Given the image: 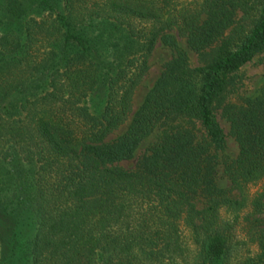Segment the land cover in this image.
<instances>
[{"label": "trees", "instance_id": "obj_1", "mask_svg": "<svg viewBox=\"0 0 264 264\" xmlns=\"http://www.w3.org/2000/svg\"><path fill=\"white\" fill-rule=\"evenodd\" d=\"M158 41L176 56L106 142ZM263 53L264 0H0V264H264V188L249 194L264 182V85L223 106ZM222 106L228 189L213 178ZM157 129L134 169L118 166ZM240 219L256 252L232 262Z\"/></svg>", "mask_w": 264, "mask_h": 264}, {"label": "rangeland", "instance_id": "obj_2", "mask_svg": "<svg viewBox=\"0 0 264 264\" xmlns=\"http://www.w3.org/2000/svg\"><path fill=\"white\" fill-rule=\"evenodd\" d=\"M178 49L185 53L190 68L202 66V61L199 59L198 55L191 51L185 39H177ZM176 56L175 50L164 46L160 41L154 46L149 58H148V71L136 87L132 102H131V113L126 119L125 123L120 126L115 132L108 136L106 142H111L116 138L122 136L130 126L135 114L138 112L140 107L143 105L147 94L153 89L156 82L161 77L164 67ZM264 85V53L256 56L252 61L244 65L238 72L234 74V89L226 95L225 103L232 105H241L242 100L246 98L255 97L261 87ZM223 106L214 110V115L219 125L224 131L226 136L225 146L222 150L218 151V156L220 157V163L215 167L213 178L215 183L220 189H228L229 182L223 172V159L234 160L238 155V147L234 139L229 135L230 125L225 117V111ZM161 133L160 129L154 130L151 135L143 140V142L137 147L133 154V158L129 161L120 162L118 166L125 170L134 169L136 162L144 154L148 153V150L153 146ZM264 188V182H261L255 186L249 188V194L253 195L257 191ZM205 201L202 197L197 199V207L202 208ZM224 219L232 218L230 215H224ZM242 219L238 220L237 225L233 230V236L235 241L241 243L236 249L237 251L231 255L232 262L237 260H242L248 256H252L256 249L250 246L245 238L243 232ZM182 240L185 248L188 249V256H192L193 246L190 240V235L187 229L181 226Z\"/></svg>", "mask_w": 264, "mask_h": 264}]
</instances>
